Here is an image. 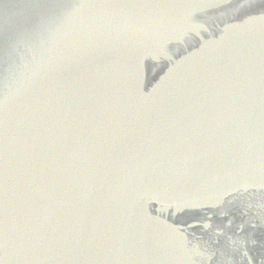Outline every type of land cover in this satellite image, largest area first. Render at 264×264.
Instances as JSON below:
<instances>
[{
    "label": "water",
    "instance_id": "water-1",
    "mask_svg": "<svg viewBox=\"0 0 264 264\" xmlns=\"http://www.w3.org/2000/svg\"><path fill=\"white\" fill-rule=\"evenodd\" d=\"M0 264H264V0H0Z\"/></svg>",
    "mask_w": 264,
    "mask_h": 264
}]
</instances>
